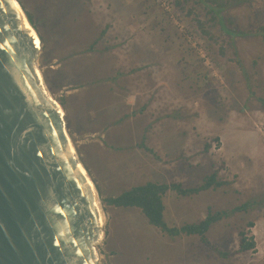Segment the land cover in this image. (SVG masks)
Instances as JSON below:
<instances>
[{"label":"rangeland","instance_id":"rangeland-1","mask_svg":"<svg viewBox=\"0 0 264 264\" xmlns=\"http://www.w3.org/2000/svg\"><path fill=\"white\" fill-rule=\"evenodd\" d=\"M17 1L41 40L39 68L102 201L100 262L264 264L261 37L222 36L192 0ZM226 12L244 32L264 24V0ZM214 173L227 185L164 196L171 227L254 202L216 223L209 245L198 236L172 238L140 209L106 203L148 182L197 188ZM241 232L255 241L254 250L240 251Z\"/></svg>","mask_w":264,"mask_h":264},{"label":"water","instance_id":"water-1","mask_svg":"<svg viewBox=\"0 0 264 264\" xmlns=\"http://www.w3.org/2000/svg\"><path fill=\"white\" fill-rule=\"evenodd\" d=\"M42 43L0 0V264H102V201L47 87Z\"/></svg>","mask_w":264,"mask_h":264},{"label":"trees","instance_id":"trees-1","mask_svg":"<svg viewBox=\"0 0 264 264\" xmlns=\"http://www.w3.org/2000/svg\"><path fill=\"white\" fill-rule=\"evenodd\" d=\"M253 0H192L195 6H203L206 15H208L209 21L214 22L220 28L222 36H228L230 40H233L237 36H245L248 34H254L261 37L264 41V24L257 27L253 31L244 32L234 27L233 21L229 19L226 9L235 7L237 5L251 3ZM191 14L193 12L191 11ZM31 18H29L30 20ZM199 28L202 33L212 40L215 37L212 33H209L206 29L207 23L196 18ZM221 53H224L225 45L220 48ZM234 54L237 55L234 50ZM262 105L264 106V96L260 98ZM150 151V149H147ZM227 185V182L218 179L216 173L206 177L203 184L197 188H184L180 183H157L148 182L146 184L137 185L131 189L124 191L116 197L107 199L108 205L116 208H138L148 220L149 224L160 229L164 234L175 238L178 236H198L204 244L209 245L208 233L211 228L218 222L229 218L232 214L238 212H247L254 202H246L240 206L235 207L231 211H218L209 212L206 218L198 223L185 224L182 227H171L165 220V204L164 196L169 191H174L180 196H191L203 191H207L212 188H220ZM252 226V223L250 224ZM240 251L247 252L256 248V243L253 239H249L244 232L240 233ZM218 251V250H217ZM221 256L229 257V253H221Z\"/></svg>","mask_w":264,"mask_h":264},{"label":"bare ground","instance_id":"bare-ground-1","mask_svg":"<svg viewBox=\"0 0 264 264\" xmlns=\"http://www.w3.org/2000/svg\"><path fill=\"white\" fill-rule=\"evenodd\" d=\"M36 31V30H35ZM37 33V32H36ZM38 35V34H37ZM43 74V73H42ZM104 220H106V215H105V213H104Z\"/></svg>","mask_w":264,"mask_h":264}]
</instances>
